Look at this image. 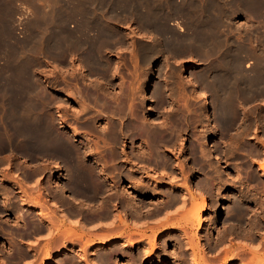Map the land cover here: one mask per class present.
<instances>
[{"label":"bare ground","instance_id":"1","mask_svg":"<svg viewBox=\"0 0 264 264\" xmlns=\"http://www.w3.org/2000/svg\"><path fill=\"white\" fill-rule=\"evenodd\" d=\"M79 1L81 2V0ZM104 1L107 2V0H104ZM110 1H109V4L107 3L108 5H110V6L107 5L108 9L106 8L105 11L103 10V13L101 12L102 10L100 9V12H99L100 14L98 13L97 14L95 13L94 14H86V13L84 14V13H80L79 10H78L79 13L77 14H71V16H68V17L64 15L66 18L62 14V16L67 20L76 19L75 20L76 23L79 22V20H83V22L80 23L81 26L79 24L78 25L74 24L78 26V27L76 26L77 29L75 30H70L71 28L62 29L60 26H59L60 28L56 26L55 28L51 30L47 29V31L48 30L49 31L45 33L44 36L42 35L43 37H40L41 38L40 42L35 41V43H32V44L31 42L30 43L29 42L25 43L24 41H23L24 43L21 42L22 45L26 44V46L24 45L25 47H23L24 54L22 53L23 54L22 55L21 52L19 51V53L22 55V57L18 56L20 57L19 59H21V66H19L18 69L16 68V71L14 67V70H13L14 73L11 71L12 72L11 75L18 74V77H14V76H13L14 78L7 77L8 78L7 79L4 77V74H3L4 80L6 79L7 81H2L1 79L3 77L0 78V81H2L0 82V154L3 152L4 153L6 152L5 154L6 158L5 156L3 157V155H0V166L6 165L5 169L9 168V166L10 167L16 166V164L13 165L11 163V160L9 161V159L13 158L15 160L16 156L17 155L19 156L22 153L21 151L25 150L23 151V154L20 155L21 160L20 159L18 160L22 162L21 163L22 166L30 165L33 167V170L31 169L33 172L31 175L34 174L33 175L34 177H36L35 175H37V177H40V176L43 177L44 176L43 173L45 172V169L47 168L45 165L47 164H50L52 166V170H54L55 172L61 171L63 167H65L67 169L66 171H68V173L66 172L67 174L64 173L66 176L64 178L62 177L63 181L61 183L56 182V179L54 178L55 176L53 175L54 171L53 172L49 171V174L45 173L48 176L50 175V177L47 178L46 176L45 177L46 180L44 178L43 183H42V180L38 182V180H40L41 178L40 177L36 182L38 184L36 185L37 187L32 186L33 188H31L30 186L33 192L34 190H36V192L34 193H37L38 191V193L36 194V197H33L34 193L28 194L26 200L24 199L26 196L25 197L23 196L24 198H22L19 201L21 205V207H19L20 205L18 206L19 209L27 208V210L29 209V210L35 211V215H38L39 217V222L44 221L45 228L48 229L50 232L52 231L53 233L54 231L53 229L57 231V227H56L57 225H55L57 221L53 222V219L54 220L58 219V221L61 224H63L65 219L69 216L68 214H66V212L62 208L64 205H66L65 200L69 201L70 199L69 202H72L74 204V207H73L74 209L72 210L73 216H69V217L75 218L78 212L80 211V209L81 210L85 209V210L90 211V209H87L86 207H90L91 204L93 203L92 201H94L93 198L96 199L95 195L101 193L102 195L99 196L100 201L97 199L96 200H97V203L99 201V203L104 208V210L101 211L103 208L99 204V206H101L102 208L100 209V212L101 213L103 212L102 217L105 219V221L107 218H111V217L113 218L112 220H110V224H111V221L113 222V220L115 219L114 215L116 214L114 212H117L118 206L122 207L121 211L123 212V214L118 217L116 216V218H119L118 220H120V223L122 224L127 221V220L125 221V219L123 221L122 220L123 217L125 218L130 217L128 219H132V218L138 219L139 218L141 220L143 218L144 222L146 221L149 222V220L155 219L156 215L159 214L162 216L163 214L162 218L164 219L166 210L168 208H173L174 206H177L176 203H180L179 211L176 210L177 212H179L178 214L181 213L180 211H183L185 215H186V212L189 214L191 212L192 216L191 217L186 216L185 224L183 225L189 232L193 233V237L196 236V233H199V232H196L197 230L203 229V226H202L203 225L202 223L203 215L202 214L206 213L208 210L210 211V217L207 218L206 225H208L210 228H212L219 222L220 224L221 222H230L229 219L231 220V218L235 215L236 217L232 219L234 221L236 220L235 222L236 228L232 229V231L230 229L231 231L230 235L235 234L236 238L237 236L245 237V231L247 229L245 230L241 225L244 223V221L242 220V216H244L246 209L250 210L249 207L246 206L250 202L248 201L249 198H247L248 200L246 199V201H244L242 205L239 204L241 203L240 202L241 199L239 200L238 204L240 205L241 209H237L238 204L233 203L232 201H235V200H232V199H230L231 200L230 202L225 201L223 206H221L219 209V205H218L219 199H217L218 195H216L217 198L213 200V204H211L212 206L210 205L211 208H209L208 207L209 205H207V199H206V197L209 194L206 197L201 195L202 197H200V200H197L195 198L196 195H194L195 192L193 191V188H195V190H198L196 189L197 187L201 189V191L204 190L205 192L202 191L203 194L204 193L206 194L209 192V190L211 189L213 190V188H216L217 193L220 194V197H219L220 199L222 198L223 200L225 198L224 196H226V193H225L226 186H228L229 183H231L232 181H229L227 177L225 179L223 175L224 172L222 171L221 168L225 166H222L220 168V162H222L221 157H220L221 155L218 157L219 155L218 153L217 157L216 155L214 156L215 154L214 151L220 152L218 149L219 144L224 143L222 140V137L220 138L218 137L220 136L218 134L219 128L220 129L224 128L226 130L227 132L226 137L228 140L226 141L227 142L226 144L224 143L225 147L226 145H228V147L226 149L224 147L225 150L223 151V154L222 152H220V154H222V156L224 155V157L227 155V158H228L229 157L228 155L235 154V151L237 148V149H240V151L244 153L243 156L242 154H240V156L242 157H239L238 161L242 162L245 159V157L246 159L247 158L249 159L248 160L249 163L244 162L245 166L243 165L244 164L243 163L240 166L237 165L238 168L236 167L234 169L236 171L234 181L242 180L248 177H249L248 180L250 181H257V180L259 181V178L256 177L255 179L254 177L256 175L253 172H251L252 171L251 164L255 163V160H253L254 158L252 159V157L258 156L260 158L261 157L260 155H264V142H262V140L264 141V120H263L264 114H261L262 109H260L259 110L260 117L257 118L258 120H260V122H258L255 119L254 121H251V122L241 123V120H240L239 123H241V125L238 123V126L240 127L238 126L235 127V123H236L235 119L237 117L236 113L239 111L237 108L239 107L241 108L248 103L250 104V102L252 104V102L253 101L256 102V100L257 101L259 100V102H261V100H264V0H154V1L152 0H116L115 2L114 1L113 2H114V6H118L117 11L115 10V8L114 10L111 9L112 8L111 4L113 3L110 4ZM59 7H60V4H59ZM92 9L95 10L94 8ZM89 10L91 12V8ZM104 12L106 13V15H103ZM57 14L59 15L58 12ZM52 17L50 18L53 19L54 17L53 18ZM240 17L248 18L247 22L248 21L252 22V19H254L257 24L248 25L246 23L244 24L240 22L237 23L238 21L234 22V19L240 18ZM41 20L42 19H39V22H43L45 19H43V21ZM125 20L133 21L136 23V27H134L135 25L132 26L134 27L133 31L135 32H133L132 30L131 31L128 30L130 32H127L126 31L127 28L126 29L124 28L121 30V29H118L119 27H116L117 24H120L118 22L121 21V24H122V22H125ZM73 21L74 20H72V22ZM45 23L47 24V22ZM121 24L119 26H121ZM41 25H40V28H42ZM125 25L126 24H124V27ZM45 26L46 25L44 24V27ZM4 27H6V25H4ZM71 27H74V26H71ZM6 28L8 29V26ZM38 28H36L37 29L36 31L41 30L40 32L42 34L43 32L42 30L44 28L43 29L39 28V30ZM45 28H48V26ZM11 31L12 30L10 29V32ZM40 32H39V36H41ZM139 34H142V37H145V40L142 43H138L133 39L134 36L135 38L136 37L138 38ZM236 34H239V37H235ZM30 36H31V33H30ZM232 37L234 38L232 39ZM235 38H237V40ZM140 41H142V39ZM11 43H14V41L10 42V44ZM123 44H125V46H123ZM19 45L21 46L20 43ZM4 46L6 47V44H4ZM6 48L8 50V46ZM19 48L22 49V47H19ZM16 50L17 48L14 47V50L12 51L14 52ZM124 51H126V53L128 52L129 55H131V58L128 55L130 59L128 60L132 63L130 66V69L127 68L129 67V65L126 66L127 63L123 64L122 62L126 60V59L122 60L121 58L122 54H123L122 57L125 58ZM15 53L16 55H18L17 51ZM112 53H115V54H112ZM3 54H5V52ZM7 57L6 58L4 57L6 62L7 60L8 61L10 60V59H7ZM11 57L13 56L11 55ZM14 57H16L15 59H18L17 56H15V54H14ZM36 57L47 58V60L48 58H50V60L51 58H53V62L58 67L57 72L59 75L56 78L55 76L56 74L55 75L53 74L56 78L54 82L53 81L49 82L48 80L42 81L45 84L44 86L50 90L49 94L51 95H48V92L47 93L45 92V88L41 87L42 85L40 83L41 81L39 82V79H36V77L34 78L32 74L31 75L29 74L30 72L32 73L30 69L34 65L33 58H36ZM178 57H182V60H184V62H186L187 64L190 62H195V64L200 63V65L202 64L201 68L198 67L197 69V67H195L196 69L192 70L191 73H189V71H185V73L187 74L186 80H185L186 87L183 85L182 81L179 80V78L178 80L175 78V75H176L175 70L177 69L176 68L177 64L174 65L175 61L173 63L174 65L173 68H171L172 66L170 65L172 63L173 58L178 59ZM170 58L172 59L171 62H169ZM157 60H161L160 62L162 63L160 64L158 62V65L156 66ZM6 62H5V65H7ZM11 62L9 61V63ZM38 63H36L35 65L39 66ZM46 63L48 64V62ZM17 64L18 63H16V65ZM55 64H53V66ZM122 64L126 66L124 67L127 68L126 73L129 75V78H130V80L128 79V77L126 78L129 80L127 85L125 84V82L127 81H124L125 74L124 73L120 74V69H121ZM8 66H10V64H8ZM154 66L158 67V69L154 68ZM164 67L166 68V74H165V77L163 76L164 78L162 77L163 78L162 85L158 81L161 79V77H158L160 78L157 80L158 82L156 81L153 85H151L150 84L151 78L153 77V75H155L156 77V75L159 73L157 72L156 74L153 72L154 71L156 72V70L161 72L163 69H165ZM38 68H40V66ZM67 70L71 71L70 76H69L70 79L68 80L66 79L68 76H66L65 78V76L61 74L62 71H67ZM122 74L124 75L122 76ZM142 74L145 77H143ZM140 75L144 79L138 82ZM148 86L152 88V92L151 93L149 92L150 94H145V91H147L146 88ZM188 88H190L191 90L188 91L187 90ZM161 92L166 94L164 95L162 93V95L166 96L165 100H167L166 102L169 104V109L170 108L172 109L170 112H168V115L170 116H165L163 114L161 116H163V118L165 116V118L162 120L160 119V121H157L155 123L145 122L146 120L145 121L143 120L145 118L144 117L145 115L155 116L156 112H158L157 111L158 105L155 106L154 104L158 101L160 102V98L161 99L164 98V97H161ZM195 95L198 96L199 98V99L197 98L198 101L199 100L201 101L200 113L197 115L195 114L197 113L196 112L197 110L194 111V107L193 109H191V106H190V104L193 102L191 100H194V99L196 100ZM50 96L53 97L52 99L55 98L57 100L55 108H54L55 109L54 113L56 116L55 120L53 119L55 117L54 116L52 117V114H53L51 112L52 103L49 102V100H51ZM163 100H161V103ZM145 101L152 103L150 107L148 108L146 107V110H145V105H144ZM179 101H183V104H181V102L179 103L180 106H178L179 104L177 103ZM189 102L191 103L189 104ZM196 102L194 101L193 103L195 104ZM163 103L165 102L163 101ZM49 104L51 105L48 108L49 109L48 110L45 107H47ZM260 105L261 103H259L258 106L260 107ZM90 107L96 108L95 109L96 115H94L93 117L91 116V118H88L87 117L88 115H87L86 117L88 118V120L86 121L84 120L86 119L84 117L82 121H76L78 122L79 125L72 124L73 121L75 123V120H78L76 119L75 115H73L74 114L73 112H76L78 114L77 116H80V115L83 116L84 114H87L89 112ZM251 107L249 106V110L252 109L254 106L252 108ZM255 108H257V105L255 106ZM46 111H48V113ZM192 111L195 112L194 114L196 115L194 119L192 116L193 114L191 115ZM247 112L248 111H246V114L244 112V115L247 116ZM70 113H71V117L72 116L73 118L75 117V120L73 119V121H71L72 123L67 122V118H68L67 116H69ZM159 114H162V113H158V117H159ZM252 114H253V111H252ZM154 119H156V117ZM245 119L247 120L248 118H245ZM69 120H72V119H68V121ZM194 123H196L195 127L199 128L198 130L199 133L196 130V133H198V135H196V137L194 136L195 139L193 138L192 141L190 140V143H189L190 145L189 146L187 145L188 146L187 149L183 148L184 146L179 147L180 141L185 138V137L182 138L184 134H188L187 132H189L192 134V137H193L194 131H191V129L193 130L194 127H192L191 125ZM232 126H234V133L229 134L228 131L232 128ZM253 127L255 128V130H258L257 132L260 133V137H258L257 139L255 138L256 141H253L252 143H250L251 142L250 140L254 139L252 135H250L252 134L251 131H253L252 130ZM258 127H260V129ZM253 135H255V133ZM91 137L95 138V140L90 139ZM79 138L83 140H79ZM210 138H213L214 140L212 142L207 143L206 141L209 140ZM201 139L203 140L202 141L203 143H198V141L199 140L201 141ZM138 141L140 143L137 144ZM129 143L131 144L130 145L131 152L127 151V149L129 148L128 146ZM187 150H189L188 153L190 155L194 156L193 157L194 159L190 160V161H193L192 162L193 164L188 168V172H187L186 170L187 164L185 165V162L183 161L184 163L183 162L179 163V165L177 166L179 169L177 170H179L181 177H184V180L186 181L185 187H186L187 193L188 192L191 193L190 195L185 193L186 191L185 192L177 191L180 188L173 186L171 184L170 179H169L170 181H166L167 179L166 180L161 179L162 177H166V176L168 177L169 175L167 171L166 172L168 174L165 173V171L163 172L161 168L162 167H164V169L170 168L171 171H169L170 172L169 177L172 176V174H174L175 172L174 167H173L174 166L173 159L178 160L177 155H181L185 153ZM24 152L26 153V155H24ZM245 154L247 156L244 157ZM30 156L34 157L33 158L34 161H31L33 159ZM237 156L238 155H236V159L234 157V160H237ZM184 160L186 159L184 158ZM260 160L262 161L263 159L261 158ZM29 161L32 163L28 164ZM256 161H257V166H258V169L257 168L256 169L258 171L263 172V176H264V161L261 162L258 159ZM8 164L10 165L8 166ZM194 165L196 166L194 167ZM207 166H208V169L209 168L213 169L212 171H214L215 173V174L213 173L215 175L214 176L215 181L213 183L210 182L211 178L208 177L209 173L207 175L203 174L204 176L202 175L203 177L198 179L199 181L197 182H195L196 180L194 181L195 187H193V182L191 184L189 181L190 179L194 177V172H193L194 169L196 168L199 172L201 171L204 173ZM13 168L17 169L15 167ZM156 168H159L160 172L162 171L163 175L161 176V178L157 177L158 178L157 179L156 176H154L156 175L154 171L156 170ZM239 168L243 169V172L240 171ZM17 170H14L12 175L10 174L12 171L9 173L10 170L8 171V174L2 173V175L0 176V181L9 182L10 178L13 180L17 179V177L13 176L15 171L18 172ZM150 171L152 172L151 174H154V175H149ZM255 171L256 170L254 168V172ZM162 173H160V175ZM177 173H175V175ZM27 174L23 173L22 175L25 176ZM225 174L226 176H228L226 172ZM22 175H20V177ZM211 176L213 175L211 174ZM178 177L176 178L179 179ZM171 178L173 180V176ZM23 179H25V177ZM177 179L173 181H176ZM231 179L232 178H230V180ZM125 182L128 183V186L126 188L132 189L133 192L137 193L138 197H142V198H144L143 196L156 195L154 193H151L150 192L151 190L152 192H154L153 190H155L156 192V190L159 189V191H161L160 189H164V188H169L170 190L173 189L176 191V193L175 195L174 194L169 195L170 192L169 194L167 193L166 194V196L168 195L167 196L168 201L166 200L167 203L164 202L163 205L160 203L162 206L159 208H155L154 204L158 202L156 200H155L156 201L155 203L153 202L154 204H151L152 202H149L150 200L148 202L140 201L142 198L140 200L138 199L139 202H136V203H134V201L133 202L130 201L124 189ZM24 183H27V182H24ZM180 184L183 185V183H180ZM255 184L254 186L257 185ZM24 186L25 185H23L22 183L21 187H24ZM248 189L250 188L248 187ZM252 189L254 190V188ZM6 190L7 189L5 187L3 186L0 187V204L5 210L6 209L9 210L10 208L8 207L10 206V204H8V202L11 199L9 198L11 194L8 193L10 195H7V192L9 190L7 192ZM26 190H29V188L27 187ZM41 190L44 192V194L45 192L48 194L44 196L45 198L49 197L50 193L54 194L53 195L54 198L51 199L53 196L51 197L50 195L49 202L45 201L43 204L42 203L40 204V201L37 197L40 195L39 193ZM22 191L24 190L22 189ZM214 191L216 192V190ZM262 191L264 192V185H263V189L261 190V192ZM24 193L25 191L23 192V194ZM156 193H158V191ZM246 193L244 191H235V193H232L230 197L236 199V198L245 196ZM262 193L261 195L264 196V193L263 194ZM259 196H260V193H259ZM210 198H213V196L212 197L210 196ZM253 198H255V196ZM134 199L132 198V200ZM189 199L191 203L190 209L186 208L188 206L187 201ZM227 199H229L228 195H227ZM136 200L137 199H135V201ZM258 201H261V199ZM50 202L54 203L53 204L54 207L52 205H51L52 207L49 205ZM159 202L157 203L158 205H159ZM173 204L174 206H172ZM235 204H237L236 205L237 207L235 206ZM259 204H262V203H259ZM93 205L96 206V203H94ZM150 205H152V207ZM147 206H150V207L148 208ZM262 206H260V210ZM18 207H16V209ZM174 208H177V207H174ZM17 210H14V211L16 212ZM44 210L46 212H44ZM96 211H94V213ZM169 211L170 210L168 209L167 212ZM221 211H223L224 218L222 216L221 217L222 219H217L219 212ZM20 213L21 214H19V211H18L16 215L18 214L19 220L24 222V214L26 215V213H24V211H21ZM12 214L15 215L13 211H12ZM95 214L97 215V213ZM111 214H114V215L111 216ZM170 214L173 215V213H170ZM0 215L2 216L3 213H0ZM169 215L167 214L165 218H169L170 217ZM82 216L84 217L83 214ZM254 216L256 215L253 214V217ZM53 217H56V218H53ZM83 217L79 216L78 218L77 217L76 218L79 220L83 219L82 221L86 222V220ZM102 217H99V218H102ZM70 218H67L66 220L68 221V219ZM15 219L18 221L17 217ZM255 219L256 217L253 220ZM118 220L115 221V224L116 222L118 224ZM82 221L80 220V223L78 222L79 226ZM102 221L100 220V222ZM156 221L157 220H155V222ZM169 221L171 220L169 219ZM108 222L109 221L104 223L107 225V227L105 228L107 229L109 227L111 230H109L108 228L106 232L110 231L112 233L111 225L114 222L109 226H108L109 224ZM132 222H135V221H132ZM253 222L254 221L252 222L249 221L248 223L253 224ZM33 223L35 222L33 221ZM33 223H31L32 225H30L29 223H25L23 225L27 226L26 224H29L28 225L29 227L31 226L33 227L34 226ZM159 223L160 222L158 221V224ZM240 223L242 224L240 225ZM255 223L254 225H252L254 226L253 228H255V225L257 227V223L256 224ZM38 224L36 225L38 226ZM85 224L86 223H84V226L86 227ZM117 224L116 225L113 224L112 227L113 226L116 227ZM0 225H5V223L2 222V224L0 223ZM135 225L138 226V224H135ZM135 225H134V228H135ZM259 226H260V223H259ZM35 227L36 226H34V229H36ZM41 227H43V225ZM41 227H37V228H41ZM1 228H0V231L2 230ZM81 228L84 229L83 227ZM166 228L167 227H164L163 225L162 229H166ZM228 228L230 227L228 226ZM249 228H251V225L250 227H248V229ZM259 228H257V230H259ZM116 229L120 230L119 228H116ZM102 230H105V229L102 228ZM250 230H254V229H250ZM257 230H254L255 233ZM114 231H117V230L114 229ZM184 231L186 232V230ZM184 231H181V232L184 234L185 233ZM188 231H187V234H188ZM110 232L109 234H111ZM227 232L229 233V230ZM8 233H9V230L7 231V235ZM62 233H64V234L60 233V235H62V239L58 237L59 239L58 241L59 242L63 241L64 243H66L68 241V239H65L67 237L66 235L71 233V230H67L66 233L65 232H62ZM173 233H174V230L167 229L166 231L163 230V234H161V232L158 233L159 234L158 236H162L161 238H163L164 236H167V237L171 236ZM206 233H207V230H206ZM2 234L4 233L2 232ZM79 234L82 235L81 232ZM105 234L106 233H104L103 235ZM132 234L134 235L135 232ZM187 234L183 236H187ZM71 235L75 236L76 234L72 233ZM9 236H10V233H9ZM140 236L139 238L141 239ZM218 236L217 238L219 240ZM88 237L89 236H87V238ZM220 237H222V234ZM241 237H238V238H241ZM246 237L248 238V236ZM251 237H253V234L251 235ZM127 238L129 239L130 237H127ZM9 239L11 241L10 237ZM63 239H65L66 242ZM206 239L207 237H205L204 240ZM130 240L131 238L129 239V244L124 241L120 243V248L118 249H121V251H118V252L117 250L114 251L115 250V247H114V248H111V249H114L112 250L114 252H110L109 254V252H105L104 250H106L109 244L113 242L115 243V241H117L116 238L111 237L108 240L102 241L98 245L96 246L93 245L91 247L92 252L89 253L90 255H94L95 257L97 254H99L96 257L97 259H95L92 263L91 262L89 263V261L91 260L88 261V258L85 257V256H88L86 255L87 252L86 254L84 252L81 253V254H84L85 256L84 255L79 256L78 258L79 260L77 262L78 263L82 262V264H116V262L118 261V258H123L119 256L122 252V249H125V248L131 249L134 247L133 242L130 243ZM228 240L230 239H227L225 241L228 242ZM240 240H243V238H241ZM250 240H248V242ZM6 241L7 240H5V242ZM17 241L13 240L12 243L10 242L8 245L10 246L11 244L10 247L12 246L17 247L19 246L18 245L19 241L18 242ZM58 241L56 239V243H58ZM72 241L73 240H71L70 243H72ZM138 241L140 242L141 240H138ZM208 241L209 239L207 240V242ZM222 241L224 243V240ZM147 242L150 243V239H147ZM217 243L219 245L221 241L220 243L219 242ZM26 244L27 243H25V246L27 247ZM31 244H34V241ZM228 244L231 245L229 242ZM249 244L250 243H248V245ZM0 245H3V243H1ZM166 245H167V242L163 240L161 247L164 248ZM209 245L211 246V244ZM222 245L223 244H221V246ZM248 245L246 247H248ZM200 246L201 245H199V242H197V247L199 248V251L197 252L194 250V247L190 244V242H187L185 246L186 249L181 246L182 248H184V250L190 249L192 251L189 253V255L191 254V257L189 258L188 257L189 255L187 256L188 259L187 257H185V255L188 254L187 251L186 252L179 251V250H183L182 248L179 250H176L180 253L178 252L175 253V251L167 253L165 252L166 250L164 251L165 248L162 250V248L160 247V250L162 251L159 253L158 257L154 258L153 264H178L176 260H180V259L182 260V261L180 260L181 263L185 261L184 264L187 263L186 260L189 261L187 264H215L216 262H218L219 264H263L261 261L264 259L261 256V253H259L260 254L259 255L256 252L257 253L256 254L255 252L251 251V248L249 250L248 248H245V246L243 248L241 247L242 250L240 251L237 248L238 249L237 251L239 252H224L223 250H220V249L218 250L216 246L217 251H221V252H215L214 256L212 254V251L215 250L214 247H212L213 250H211V252H204ZM68 247L63 245L62 249L56 252V257H55L56 260L53 259L54 264H63L62 261L64 260V256L66 257V260L67 258L72 259V260H67L69 261L68 264L70 263V261H73V258H71V256L67 255L70 258L66 256L68 252H65V251L69 250ZM155 247L156 246L152 244V248L154 249ZM205 247L208 248V245ZM234 248L235 247H233V249ZM111 249H108L107 251ZM81 251H84V250H81ZM100 251H104V252H100ZM2 252L4 254V250L0 246V262L1 260L5 261L4 256L2 255ZM100 253H103V254H100ZM124 253L122 255H124ZM144 255H145L144 259H147L151 256V252H146ZM248 255H250V258L247 257ZM2 256L3 258H1ZM43 257H44V260H47L50 258V252H48V249L44 253ZM126 257L127 256H125L123 260L128 262L129 258L127 257L128 258L127 259ZM136 257L137 259H139L138 256ZM177 257L180 259H178ZM247 260L249 261L248 263L246 262ZM2 262L1 264H3ZM130 262L127 264H133ZM135 263L137 262L135 261ZM120 264H123V263L120 262Z\"/></svg>","mask_w":264,"mask_h":264},{"label":"rangeland","instance_id":"2","mask_svg":"<svg viewBox=\"0 0 264 264\" xmlns=\"http://www.w3.org/2000/svg\"><path fill=\"white\" fill-rule=\"evenodd\" d=\"M6 1V2H5ZM53 1H55V2H53ZM57 1V2H56ZM60 1V0H59ZM58 0H0V5H1V7H0V76H1V74H2V76L0 77V78H2L3 77V74H4V77L5 78H9V77H18V74L17 75H14V74H12L11 75V73L13 72L14 73V67H15V71H16V68L18 69L19 68V66H21V59H19L20 57H22V55L24 54V51H23V47H25L26 46V44H24V45H22V43L21 42H25V43H27V42H31V44L32 43H35V41L36 42H40L41 41V38L40 37H43L44 36V34L45 33H47L49 30H51V29H53V28H55L56 26L57 27H61L62 29H66V28H68V29H70V30H75V29H77V25L79 24L80 25V23H82L83 22V20H79V22H75V20L76 19H69V20H67V19H65L66 17H68V16H71V14H77V13H86V14H100L99 12H100V9L102 10L101 12L103 13V10L105 11L106 10V8H107V5L109 4V1L110 0H107V2H105L104 0H81V2L79 1V0H61L60 2H59ZM64 1V2H63ZM68 1V2H67ZM87 1V2H86ZM91 1V2H90ZM102 1H103V3H102ZM116 1V0H111L110 1V4L111 3H113V4H111L112 5V10H114V8H115V10L117 11L118 10V6H114V2ZM152 1H154V0H152ZM12 2V3H11ZM37 2V3H36ZM49 2V3H48ZM59 2V3H58ZM77 2V3H76ZM78 2H80V3H78ZM84 2V3H83ZM16 3V4H15ZM57 3V4H56ZM108 3V4H107ZM10 4V5H9ZM32 4V5H31ZM59 4H60V7H59ZM86 4V5H85ZM91 4H93V5H91ZM101 4H103V5H101ZM83 5H85V6H83ZM8 6V7H7ZM10 6V7H9ZM29 6V7H28ZM83 6V7H82ZM87 6H89V7H87ZM99 6V7H98ZM105 6V7H104ZM108 6H110V5H108ZM79 7V8H78ZM85 7V8H84ZM116 7H117V9H116ZM8 8V9H7ZM11 8V9H10ZM14 8V9H13ZM60 8V9H59ZM67 8V9H66ZM87 8H91V12H90V10L89 9H87ZM92 8H94L95 10H93ZM47 9V10H46ZM54 9H56V10H54ZM62 9H64V10H62ZM73 9V10H72ZM82 11H81V10ZM99 9V10H98ZM108 9V8H107ZM4 10V11H3ZM70 10H72V11H70ZM78 10H79V12H78ZM10 11V12H9ZM68 11V12H67ZM89 11V12H88ZM56 12V13H55ZM57 12L59 13V15L57 14ZM44 13H45V15H44ZM47 14V15H46ZM50 14H51V16H50ZM55 14V15H54ZM62 14H63V16L65 17H63L62 16ZM66 14H68V15H66ZM57 15V16H56ZM64 18H62L61 16ZM103 15H106V13L104 12V14ZM11 16V17H10ZM40 16V17H39ZM47 16V17H46ZM48 16H49V18L50 17H52L53 19H54V21H53V19H49L48 18ZM42 17V18H41ZM3 18V19H2ZM60 18V19H59ZM39 19H42L41 21H43V19H45L43 22H39ZM47 19H48V21H47ZM26 20V21H25ZM38 20V21H37ZM50 20V21H49ZM61 20V21H60ZM62 20H63V22H62ZM65 20V21H64ZM71 20V21H70ZM72 20H74L73 22H72ZM236 20V21H235ZM247 20H248V18H244V17H240V18H236V19H234V22H237V23H242V24H244V23H246V24H248V25H253V24H257L256 22H255V20L254 19H252V22H250V21H248L247 22ZM254 20V21H253ZM53 21V22H52ZM59 21V22H58ZM78 21V20H77ZM122 21H124V20H122ZM243 21V22H242ZM246 21V22H245ZM35 22V23H34ZM37 22V23H36ZM39 22V23H38ZM45 22H47V24L45 23ZM71 24H70V23ZM254 22V23H253ZM4 23V24H3ZM43 23V24H42ZM50 23H51V25H50ZM54 23V24H53ZM65 23V24H64ZM118 23H120L121 24V21L120 22H118ZM36 24V25H35ZM42 24V25H41ZM44 24L46 25L45 27H47L48 26V28H45L44 27ZM53 24V25H52ZM70 24V25H69ZM74 24H77V25H74ZM120 24H117L116 25V27H119L118 29H124L123 27H124V24H126L125 25V27L127 28V32H130L131 30L133 31L134 29H133V27L132 26H134V27H136V23L135 22H133V24L131 23V21H127V20H125V22H122V24H121V26H119ZM129 24V25H128ZM4 25H6V27L8 26V29L6 28V27H4ZM40 25L42 26V28H40ZM55 25V26H54ZM34 27V29H33V27ZM38 26H39V28L40 29H43L42 31V34H41V30L40 31H36L37 29L36 28H38ZM51 26H53V27H51ZM71 26H74V27H71ZM77 26V27H76ZM81 26V25H80ZM4 27V28H3ZM59 27V28H60ZM39 28H38V30H39ZM72 28H74V29H72ZM125 28V29H126ZM8 30V31H6V30ZM10 29L12 30L11 32H10ZM47 29H49L48 31H47ZM4 30H5V32H4ZM128 30H130V31H128ZM45 31V32H44ZM9 34H8V33ZM13 32V33H12ZM35 32V33H34ZM37 32V33H36ZM39 32H40V35L41 36H39ZM133 32H135V31H133ZM30 33H31V36H30ZM33 33V34H32ZM8 34V35H7ZM43 35V36H42ZM141 35V36H140ZM14 36V37H13ZM37 36H39V37H37ZM29 37V38H28ZM31 37V38H30ZM142 39V41H140L141 39ZM139 39L137 38H135V36L133 37V39L136 41V42H138V43H142V42H144V40H145V37H142V34H139ZM235 37H239V34H236L235 35ZM15 38V39H14ZM144 38V39H143ZM234 37H232V39H233ZM14 39V40H13ZM31 39V40H30ZM34 39V40H33ZM236 40H237V38H235ZM11 40V41H10ZM138 40V41H137ZM14 41V43H11L10 44V42H13ZM239 41V40H238ZM237 41V42H238ZM23 42V43H24ZM19 43L21 44V46L19 45ZM4 44H6V47L8 46V50H7V48L4 46ZM15 44H16V46H15ZM2 45V46H1ZM13 47H12V46ZM19 47H22V49L21 48H19ZM11 46V47H10ZM119 46V45H118ZM123 46H125V44H123ZM5 47V48H4ZM14 47L15 48H17V54L18 55H16V51H12V50H14ZM13 48V49H12ZM114 49V48H113ZM5 50V51H4ZM22 50V51H21ZM10 54H8L7 52ZM19 51L21 52V54L19 53ZM5 52V54H3ZM11 52V53H10ZM125 52V58L124 57H122L123 56V54H122V56H121V58H122V60H124V59H126L125 61H122L123 62V64H126V66H128L129 65V67H127L128 69H130V66H131V62L129 61L130 59H129V57L131 58V55H129V53L127 52L126 53V51H124ZM123 52V53H124ZM15 54V56H17V58L20 60H18V59H15L16 57H14V54ZM20 54V55H19ZM112 54H115V53H112ZM111 54V55H112ZM5 55V56H4ZM11 55L13 56V57H11ZM127 55V56H126ZM128 55H129V57H128ZM8 56V57H7ZM18 56H20V57H18ZM4 57L6 58L7 57V59H10L9 61L11 62V63H9V61L7 60V62H6V60L4 59ZM14 60H13V59ZM12 59V60H11ZM129 59V60H128ZM159 59H161V58H159ZM177 58H173V60L170 58L169 59V62H171V60H172V63L170 64L171 66V68H173L174 67V65H176L175 67L177 68L176 70H175V78L178 80V78H179V80H181L182 81V83H183V85L186 87V83H185V80H186V73H185V71H189V73H191V71L192 70H194V69H196L195 67H197V69H198V67L199 68H201L202 67V64L200 65V63H196L195 64V62H190V63H186V62H184V60H182V57H178V59L176 60ZM181 59V60H180ZM4 60V61H3ZM19 61V62H18ZM130 63H129V62ZM161 60H157V62H156V66L158 65V62L161 64L162 62H160ZM174 61H175V63H174ZM182 61V62H181ZM5 62H6V64L7 65H5ZM13 63V64H12ZM16 63H18L17 65H16ZM173 63H174V65H173ZM8 64H10V66H8ZM12 64V65H11ZM53 64H55V63H53ZM53 64L52 65H42L41 66V64H38L41 68L43 67V68H49V70L48 71H39L38 69V67L39 66H37V65H33L32 67H31V69H30V71H32V73L30 72L29 74L31 75L32 74V76L35 78L36 77V79H39V82L41 83V87L42 88H45V92L47 93L48 92V95H51V94H49V92H50V90L49 89H47V87H45L44 85V83L42 82L43 80H48L49 82H54L55 81V79L58 77V72H57V70H58V67H57V65L55 64L54 66H53ZM66 64V63H65ZM122 64V66H121V69H120V74L121 73H124L125 74V76H124V81H127V82H125V84L127 85V83H128V81L130 80V78H129V75L126 73L127 71V68H125L126 66L125 65H123ZM4 65V66H3ZM15 65V66H14ZM181 65V66H180ZM125 66V67H124ZM156 66H154V68H157L158 69V67H156ZM10 68H11V70H10ZM36 68H37V70H36ZM56 68V69H55ZM165 68V67H164ZM10 71H9V70ZM68 69H69V67H68ZM52 70V71H51ZM12 71V72H11ZM69 71V72H68ZM125 71V72H124ZM3 72V73H2ZM7 74H5V73ZM8 72V73H7ZM35 72V73H34ZM70 70H67V71H62V73L61 74H63V76H65V78H66V76H68L66 79L68 80V79H70ZM157 72H159L158 74H157ZM67 73V74H66ZM69 73V74H68ZM153 73H156L157 75H156V77H155V75H153V77L151 78V81H150V84L151 85H153L158 79H160V78H158V77H161V79L160 80H158L159 81V83H161V85H162V81H163V78L165 77V74H166V68L165 69H163L161 72L160 71H158V70H156V72L154 71ZM34 74V75H33ZM56 76V78H55V76ZM66 74V75H65ZM124 74H122V76L124 75ZM162 74V75H161ZM179 74V75H178ZM53 75V76H52ZM142 76L143 77H145L143 74H142ZM141 75H140V77H139V80H138V82L139 81H142L144 78L142 77ZM164 76V77H163ZM177 76V77H176ZM179 76V77H178ZM4 77L1 79L2 81H7L6 79L4 80ZM13 77V78H14ZM39 77V78H38ZM128 77V79H126ZM163 77V78H162ZM7 78V79H8ZM52 79V80H51ZM141 79V80H140ZM2 81H0V82H2ZM153 81V82H152ZM157 81V82H158ZM176 81V80H175ZM136 85H137V83H136ZM54 89H55V87H54ZM150 89V90H149ZM44 90V89H43ZM146 90L147 91H145V94H150L151 92H152V88H150V86H148L147 88H146ZM188 91H190L191 89L190 88H188L187 89ZM150 92V93H149ZM162 93L163 92H161V97H164L163 99H161L160 98V102L158 101V102H156L154 105L155 106H157L158 105V108H157V111L158 112H156V114H155V116H148V115H145L142 119L145 121V122H148V123H155V122H157V121H160V119L162 120V119H164L165 118V116H170V115H168V112H170L172 109L170 108L169 109V104L166 102L167 100H165L166 99V96H164V95H166L165 93H163L164 95H162ZM195 94H196V92H195ZM49 97V96H48ZM51 97V100H49V102L50 103H52V106H51V112L53 113L52 114V117L54 116L55 118H53L54 120L56 119V116H55V113H54V108H55V105H56V102H57V100L54 98V99H52L53 97L52 96H50ZM195 97H196V100L194 99V100H191V101H197L195 104L192 102H189V104H190V106H191V109H193V107H194V111H196L197 113H195V112H191V115L193 116V119L196 117V115L197 114H199L200 113V109H201V101L199 100L198 101V96L197 95H195ZM198 98V99H197ZM50 99V98H49ZM53 100V101H52ZM161 100H163L165 103H166V105L168 106V108H167V106L165 105V103H163V101H162V103H161ZM52 101V102H51ZM181 102V104H183V101H179V102H177L178 104ZM259 100L257 101L256 100V102L255 101H253L252 102V104H251V102H250V104L248 103V104H246V105H244L243 107H241L242 108V110H241V108L239 107V108H237L239 111L236 113V115H237V117H236V123H235V127L236 126H238V123L240 122V120H241V123H245V122H251V121H254L255 119L258 121V122H260V120H258L257 118H259L260 117V112H259V110L260 109H262V113L261 114H264V100H261V102H259V103H261V105H260V107L258 106L259 105ZM263 102V103H262ZM258 103V104H257ZM54 104V105H53ZM178 104H176V105H178ZM50 105L51 104H49L47 107H45V108H47L48 109V107H50ZM144 105H145V110H146V107L148 108V107H150L151 105H152V103L151 102H147V101H145L144 102ZM143 105V106H144ZM196 105V106H195ZM257 105V108H255V106ZM162 106H164V107H162ZM178 106H180V104L178 105ZM247 108H246V107ZM249 106L251 107H253L254 108V110H253V108L252 109H250L249 110ZM263 106V107H262ZM196 107H198V108H196ZM52 108H53V110H52ZM163 108V109H162ZM244 108H246V109H244ZM96 108H93V107H90V110L92 111H90L89 110V112L87 113V114H84L83 116L82 115H80V116H77L78 114L76 113V112H73L74 114L73 115H75V117H76V119H78V120H75V117L73 118V116L71 117V113L69 114V116H67L68 118H67V122H69V123H72L71 121H73V119L75 120V123H74V121H73V123L72 124H74V125H77L78 124V122H76V121H82V119H83V117L84 118H86V119H84L85 121L86 120H88V118H91V116L93 117L94 115H96V110H95ZM168 111H167V110ZM165 110V111H164ZM199 110V111H198ZM246 111H250L249 113L247 112V116L246 115H244V112H245V114H246ZM252 111H253V114H255V115H253L252 114ZM256 111H258V112H256ZM47 113H48V111H46ZM255 112V113H254ZM76 113V114H75ZM91 113H92V115H91ZM93 113H95V114H93ZM158 113H162V114H159V117H158ZM196 115H195V114ZM239 113V114H238ZM251 113V114H250ZM257 113V114H256ZM165 115L164 116V118H163V116H161V115ZM240 114H242V115H240ZM249 114V115H248ZM258 114H259V116H258ZM88 115V116H87ZM90 115V116H89ZM238 115H239V117H238ZM252 115V116H251ZM88 118H87V117ZM148 116V117H147ZM244 116V117H243ZM246 116V117H245ZM255 116V117H254ZM71 117V118H70ZM78 117V118H77ZM156 117V119H154ZM162 117V118H161ZM153 118V119H152ZM238 118V119H237ZM240 118V119H239ZM245 118H248L247 120L245 119ZM253 118V119H252ZM68 119H72V120H69L68 121ZM79 119H81V120H79ZM150 121H149V120ZM244 119V120H243ZM154 120H156V121H154ZM243 120V121H242ZM263 120H264V117H263ZM152 121H154V122H152ZM241 123H239L240 125H241ZM237 124V125H236ZM260 124V123H259ZM79 125V124H78ZM194 125V126H193ZM192 127H194L193 128V130L191 129V131H194V135H193V137H192V134L191 133H189V132H187L188 134H184L183 136H182V138H184V139H182L181 141H180V146L179 147H183V148H186L187 149V147L190 145L189 143H190V140L192 141V139L194 138L195 139V137H196V135H198V130H199V128L197 127H195L196 126V123H194V124H192L191 125ZM238 127H240V126H238ZM237 127V128H238ZM196 128V129H195ZM233 128V129H232ZM232 130L230 129L229 131H228V133L229 134H231V133H233L234 132V126H232ZM259 129H260V127H258ZM196 130H197V132L198 133H196ZM219 131H218V134L220 135V136H218L219 138L220 137H222V140H223V142L226 144L227 142L226 141H228L227 140V132H226V130L224 129V128H219L218 129ZM252 130H255V128L253 127L252 128ZM258 130H255V131H251V133L252 134H250V135H252V137L255 139H257L258 137H260V133H258L257 132ZM255 133V135H253ZM226 134V135H225ZM257 134V135H256ZM188 135V136H187ZM192 138H191V137ZM195 136V137H194ZM255 136V137H254ZM90 139H92V140H95V138H93V137H91ZM225 139V140H224ZM254 139H252V140H250L251 142L250 143H252L253 141H256V139L254 140ZM79 140H83V139H81V138H79ZM91 140V141H92ZM129 140V139H128ZM184 140V141H183ZM205 140V139H204ZM214 139L213 138H210L209 140H207L206 142L208 143V142H212ZM203 140L201 139V141L199 140L198 141V143H203L202 142ZM84 142V141H83ZM205 142V141H204ZM262 142H264L263 140H262ZM85 143V142H84ZM138 143H140L139 141L137 142V144ZM181 143H182V145H181ZM224 143H220L219 144V151L220 152H222V154H223V151L228 147V145H226V147H225V144ZM224 144V145H223ZM131 144L129 143L128 144V146H129V148L127 149V151L129 152L130 150H131V146H130ZM188 145V146H187ZM224 147H225V149H224ZM218 149H216V150H218ZM221 149V150H220ZM21 151V150H20ZM23 151H25V150H22L19 154L20 155H22L23 154ZM178 151V150H177ZM240 151V149H237L236 148V151H235V154L234 155H228L229 157L227 158V155L224 157V155L222 156V154H220V152H217V151H214L215 152V154H214V156L216 155V157H217V154L219 153V155H218V157L220 156L221 157V160H222V162H220V168L222 167V166H225V167H223V168H221L222 169V171L224 172L223 173V175H224V177H225V179H226V177H227V179H229V181H232L231 183H229V185L228 186H226V189H225V193H226V196H224L225 198L222 200V198L220 199L219 197H220V194H218L217 193V189L216 188H213V190L211 189V190H209V192L208 193H204L203 194V192L202 191H204V190H202L201 191V189H199V188H197L196 187V189H198V190H195V188H193V191L195 192V194L194 195H196L195 196V198L197 199V200H200V197H202V196H204V197H206L208 194V196L206 197V199H207V205H209L208 207L209 208H211V204H213V200L214 199H216L217 197V199H219L218 201V205H219V209H220V207L221 206H223V204H224V202L225 201H228V202H230L231 200L230 199H232V200H235V201H232L233 203H239V200H240V202L241 203H239L240 205H242V203H244V201H246V199L247 198H249V200L248 201H252L251 203H249V204H247L246 206L247 207H249V209L250 210H248V209H246V212H245V214H244V216H246V217H244V216H242V220L244 221V223H246V224H242V223H240V225L248 232V230H249V232H248V234H247V232L245 231V237H241V236H237V238H236V236H235V234L234 235H230L231 234V231H232V229H234V228H236L235 227V222H236V220L234 221L233 219L236 217L235 215L231 218V220L229 219V221L230 222H221V224H220V222L219 223H217L215 226H213L212 228H210L208 225H206V221H207V218H209L210 217V211L208 210L206 213H203L202 215V223H203V229L202 230H197L196 232H199V233H196V236L195 237H193V233H191V232H189L185 227H184V225L183 224H185V217L187 216V217H191L192 215H191V212H190V214L189 213H187L186 212V215L184 214V212L183 211H180L181 213L180 214H178L179 212H177V211H179V205H180V203H176L177 204V206H174V204L172 205V206H174V207H177V208H168L170 211L169 212H167V210H166V214H165V217L167 216V214L169 215L170 213H173V215L172 214H170L169 216V218H165L164 217V219L162 218V216H163V214H162V216L161 215H156V217H155V219H151L152 221H150V222H152V223H150V222H144V220H143V218H142V220L141 219H135V218H132V219H128V218H130V217H123V221H124V219H125V221L127 222H125V223H120V220H118L119 218H116V216H114L115 217V219L113 220V222L111 221V224L113 223L114 225H116L117 224V222H116V224H115V221H117L118 220V224H117V226L116 227H114V229L115 230H117V231H114V229H113V227H112V225L110 224V220H112L113 218L111 217V218H107L106 219V221H105V219L102 217V215H103V212L101 213L100 212V209H102L103 208V206L99 203V201H100V197L99 196H101L102 194L101 193H99V194H97V195H95V198L97 199V200H99L98 201V203H97V200L96 199H94L93 198V200L94 201H96V202H94V201H92L91 199V201L93 202L92 204H91V206L94 204V203H96V206H90V207H86L87 209H90V211L89 210H85V209H83L84 210V212H85V214H84V212H83V210H81L80 209V211L78 212V216L76 215V217L78 218L79 216H81V217H83L82 216V214L84 215V219L86 220V222H83L82 220L83 219H80L82 222H81V224H80V226H79V223H80V220L79 219H77L76 217V219L74 218V217H67V218H70V219H68V221L65 219V221H64V225L63 224H61L59 221H58V219H53V222H56L55 223V225H57L56 227H57V231H55V229H53L54 231H53V233H52V231L50 232L48 229H46L45 228V222L43 223V222H36L35 221V216H30L29 214H31V212H35V211H33V210H27V212L25 211L24 213H26L27 214V216H26V218H24V222L25 223H29L30 225H32L31 223H33V221L35 222V223H33L34 224V226H36L35 228H37V227H41L42 225H43V227H44V229H46V231H49V232H47V234L44 236V238L43 239H41V240H39V241H37L38 243L36 244V245H30V244H26L27 245V247L29 248V249H35V250H39V252H43V256H44V253L46 252V250L48 249V252H50V258L49 259H47V260H44V257H42V260H41V263H40V261H35V262H32V263H27V264H54L53 262H54V260H56V252L57 251H59V250H61L62 249V246L63 245H65V246H70V247H68L69 248V250L68 251H65V252H68V254H66V256L67 255H69V256H71V258H73V261H70V263L69 264H72L74 261V263L73 264H82V262H77L79 259V256H81V255H84V254H81V253H85L86 254V252H87V254L86 255H88V256H85L86 258H88V261L89 260H91V261H89V263L91 262H93L95 259H97L96 257H97V255H99V254H97L95 257H94V255H90L89 253L90 252H92V250H91V247L93 246V245H98L100 242H102V241H105V240H108L109 238H111V237H113V238H116V240L117 241H115V243L113 242V243H111V244H109L108 246H107V248H106V250H104L105 252H109V254H110V252H114V251H116L117 250V252L118 251H121V249H118V248H120V243L121 242H127L128 244H129V239L131 238V240H130V243H132L133 242V244H134V247L133 248H131V249H127V248H125V249H122V252H121V254L119 255V256H121V257H123V258H118V261L116 262V264H120V262L121 263H123V264H127V263H129L130 262V260H131V262L130 263H135V261L137 262V263H135V264H153L154 263V258L155 257H158V255H159V253L164 249V251L165 252H174L175 251V253H177L178 251H176V250H179V249H181L182 247H184L185 249H186V244H187V242H190V244L194 247V250L197 252V251H199V248L197 247V242H199V245H201L200 247L202 248V250L204 251V252H211V250H213V248L212 247H214V251H212V254H213V256L215 255V252H221V251H217V248H218V250L220 249V250H223L224 252H239L240 250H242L241 249V247L243 248L244 246H245V248H248L249 250H250V248H251V251H253V252H257L258 254L259 253H261V256L263 257V259H264V196H261L260 198H258V199H256L257 197V194L259 195V193H257V192H255V190L256 189H259V187L261 186V187H263V185H264V176H263V172H261V171H258L257 169H258V166H257V159L259 160V161H261L260 159L262 158L263 160L262 161H264V155H260L261 157L259 158L258 156L256 157H252V159L253 160H255V163H253V164H251L252 165V168H251V172H253L256 176L254 177L255 179H256V177H258L259 178V181L257 180V181H248L247 183L248 184H250V185H252V186H254V184L258 187H256V186H254V190L253 189H248V187H249V185H247V183H245V182H243V179L242 180H236V181H233L232 179H234V175H236V171L234 170L236 167L238 168V166H240L239 164H234L235 162H237L238 161V158L240 157L239 155H238V153H236V152H239ZM19 152V151H18ZM131 152V151H130ZM189 150H187L185 153H183V154H185V155H183V154H181V155H177V154H175V155H177L178 156V160H174L173 159V164H174V174H172V176H173V180H175V179H177L176 177H178V176H180V177H178L179 179H177L176 181H173L172 180V176H170L169 177V175H170V172L169 171H171L170 170V168H165L164 169V167H162L161 169H162V171L164 172L165 171V173H169V175H168V177L166 176V177H162L161 178V176L163 175V173H162V171L160 172V169L159 168H156V170H154L155 171V174L156 175H154V174H151L152 172L150 171L149 172V175H154V176H156V178L158 177V178H161L162 180L164 179V180H166V181H170L171 180V184L173 185V186H175V187H178V188H180V189H178L177 191H182V192H185V193H187V190H186V187H185V183H186V181L184 180V177H181V175H180V172H179V170H177V169H179L177 166L179 165V163H182L183 161L185 162V165H186V167H187V172H188V168L193 164L192 162L193 161H190V160H193L194 158V156L193 155H190L189 153ZM4 153V152H3ZM3 153H1L0 155H5L6 154V152L3 154ZM188 154V155H187ZM24 155H26V153L24 152ZM236 155H238L237 156V160H234V157H235V159H236ZM34 156V155H33ZM33 156H30L32 159L34 158ZM184 156H186V157H184ZM192 156V157H191ZM232 158H231V157ZM186 159V160H184V158ZM224 157V158H223ZM6 158V157H5ZM36 158V157H35ZM190 158V159H189ZM224 160H223V159ZM257 158V159H256ZM18 159H20L21 160V158H20V156H16V158H15V160L13 159V158H10L9 159V161L11 160V163L12 164H16L19 160ZM251 159V160H252ZM210 160V159H209ZM231 160V161H230ZM31 161H34V159L33 160H31ZM181 161V162H180ZM211 161V160H210ZM224 161V162H223ZM261 161V162H262ZM178 162V163H177ZM183 162V163H184ZM226 162V163H225ZM228 162V163H227ZM229 162H230V164H229ZM10 163V162H9ZM31 164L32 162H28V164ZM175 163H176V165H175ZM191 163V164H190ZM258 163H260V162H258ZM27 164V165H28ZM229 164V165H228ZM234 165V166H233ZM236 165V166H235ZM238 165V166H237ZM16 166H18L19 168H23V169H33V167L32 166H20V165H16ZM48 168V170H47V168ZM44 167L46 168L45 169V172L43 173V178H45L46 176H47V178L48 177H50V175L48 176V175H46V174H49V171H54V170H52V166L50 165V164H47V165H45ZM196 165H194V167H195ZM177 167V168H176ZM234 167V168H233ZM64 168L65 167H63V169L61 170V171H58V172H55L54 171V178L56 179V181L57 182H59V183H61L62 181H63V178L66 176L65 174H67L68 173V171H66L67 169L65 168V170H64ZM229 168V169H228ZM254 168H255V170L257 171H255L254 172ZM257 168V169H256ZM211 171H210V170ZM208 169V166H207V168H206V170H205V172L203 173V172H199L196 168L194 169V177L192 178V179H190V183L192 184V182H193V187H195L194 185H195V183H194V181L195 182H197V181H199L198 179H200L201 177H203L205 174L207 175L208 173H209V175H208V177H210L211 178V180H210V182L211 183H213L214 181H215V173H214V171H212L213 169H211V168H209ZM177 170V171H176ZM239 170L240 171H242L243 172V169H240L239 168ZM158 171V172H157ZM167 171V172H166ZM60 172V173H59ZM67 172V173H66ZM178 172V173H177ZM225 172L228 174V176H226V174H225ZM46 173V174H45ZM65 173V174H64ZM94 173V172H93ZM158 173V174H157ZM160 173H162L161 175H160ZM167 173V174H168ZM175 173H177L176 175H175ZM214 173V174H213ZM204 174V175H203ZM211 174L213 175V176H211ZM158 175V176H157ZM178 175V176H177ZM203 175V176H202ZM230 175V176H229ZM260 175V176H259ZM61 176V177H60ZM176 176V177H175ZM63 177V178H62ZM198 177V178H197ZM155 178V179H156ZM157 178V179H158ZM181 178V179H180ZM230 178H232L231 180H230ZM261 178V179H260ZM46 179V178H45ZM170 179V180H169ZM194 179V180H193ZM160 180V179H159ZM179 180H180V182H179ZM184 182H183V181ZM238 181V182H237ZM242 181V182H241ZM172 182H174V183H172ZM177 182V183H176ZM188 182V183H189ZM241 182V183H240ZM180 183H183V185H181ZM243 183V184H242ZM230 184H232V185H230ZM237 184V185H236ZM177 185V186H176ZM243 185V186H242ZM128 186V183H124V189H125V191H126V193H127V195H128V199L130 200V201H134V203H136V202H139V200L142 198V197H138L137 196V193L136 192H133L132 191V189H130V188H126ZM236 186V187H235ZM228 187V188H227ZM250 188V187H249ZM167 191H166V190ZM248 189V190H247ZM129 190H130V192H129ZM161 191H159V189L158 190H156V192L158 191V193H156L155 192V190H153L154 192H152V190L150 191L151 193H154V194H156V195H154V196H152V195H148V196H143L144 198H142L140 201H144V202H148L149 200V202H152L151 204H154L156 201H158L159 202V200H160V202H159V205L157 204L158 202H156L155 204H154V206H155V208H159V207H161L162 205H163V203L164 202H166V200L168 199V195L166 196V194L168 193L169 194V192H170V194L169 195H175V193H176V191L175 190H170L169 188H164V189H160ZM184 190V191H183ZM214 190H216V192L214 191ZM254 192H253V191ZM163 191V192H162ZM175 191V192H174ZM200 191H201V193H200ZM211 191V192H210ZM235 191H244L246 194H245V196H243V197H239V198H231L230 197V195L232 194V193H235ZM160 192H162V193H164V194H162V193H160ZM173 192V193H172ZM193 192V193H194ZM205 192V191H204ZM213 192V193H212ZM129 193V194H128ZM160 193V194H159ZM196 193H198L199 194V196H198V194H196ZM230 193V194H229ZM257 193V194H256ZM264 193V192H263ZM136 194V195H135ZM188 195H190L191 193H187ZM252 194V195H251ZM254 194V195H253ZM130 195V196H129ZM164 195H165V197H164ZM187 195V196H188ZM202 195V196H201ZM216 195H218L217 197H216ZM227 195H228V198L229 199H227ZM248 195V196H247ZM249 195H251V196H249ZM132 196V197H131ZM134 196V197H133ZM158 196V197H157ZM210 196L212 197L213 196V198H210ZM215 196V197H214ZM255 196V198H253ZM147 197V198H146ZM154 199H153V198ZM262 197H263V199H262ZM132 198L134 199H137L136 201H135V199L134 200H132ZM244 198H245V200H244ZM139 199V200H138ZM162 199V200H161ZM208 199H209V201H208ZM251 199V200H250ZM256 199V200H255ZM261 199V201H258V200H260ZM156 200V201H155ZM243 200V201H242ZM66 201V203L65 204H67V205H65V207L66 206H68V205H70V203L71 202H69L68 200H65ZM168 201V200H167ZM263 201V202H262ZM154 202V203H153ZM162 205H161V204ZM167 203V202H166ZM259 205V207H258V205ZM259 203H262V204H259ZM99 204L102 206V208H101V206H99ZM175 204V205H176ZM237 204H235V206L237 205ZM237 205L236 207H237V209H241L240 208V205ZM255 204V205H254ZM158 205V206H157ZM188 205V206H187ZM187 207L186 208H191V203H190V199L187 201ZM211 205V206H210ZM253 205V206H252ZM257 205V206H256ZM263 205V206H262ZM151 207H152V205H150ZM150 206H147L148 208L150 207ZM153 206V207H154ZM260 206H262L261 207V210H260ZM257 207V208H256ZM92 208V209H91ZM147 208V209H148ZM256 210H254V209ZM96 209H97V211H96ZM174 211H173V210ZM259 209V210H258ZM263 209V210H262ZM92 210V211H91ZM104 210V208L101 210V211H103ZM177 210V211H176ZM0 213H3V211L0 209ZM18 211H19V213L21 212V211H23V209H19V210H17L16 212L18 213ZM83 213H82V212ZM90 213H88V212ZM94 211H96L95 213H97V215L94 213ZM249 213H248V212ZM257 211H258V213H257ZM263 211V212H262ZM44 212H46L45 210H44ZM175 212H177V213H175ZM254 212V213H253ZM259 212H261V213H259ZM23 213V212H22ZM114 213H116V212H114ZM249 214V216H248V214ZM89 216H88V215ZM93 214H94V216H93ZM99 214V215H98ZM175 214V215H174ZM179 215V216H177V215ZM252 216H251V215ZM253 214H255L256 216H254L253 217ZM258 214H260V215H258ZM25 215V214H24ZM85 215H87V216H85ZM183 215V216H182ZM258 215V216H257ZM29 216V217H28ZM90 216H92V217H90ZM97 216V217H96ZM121 216V215H120ZM172 216V217H171ZM223 216V211H221V212H219V215H218V217H217V219H222L221 217ZM96 217V218H95ZM99 217H102V218H99ZM118 217V216H117ZM157 217H158V219H157ZM174 217V218H173ZM248 217V218H247ZM251 217V218H250ZM253 217V218H252ZM256 217V219L255 220H253L254 218ZM257 217H259V218H257ZM28 218V219H27ZM53 218H56V217H53ZM92 220H90V219ZM93 218V219H92ZM161 218V219H160ZM223 218H224V216H223ZM244 218V219H243ZM246 218H247V220H246ZM5 219V217H2L1 215H0V223L2 224V220H4ZM17 219H18V221L17 222H15V225H16V227L17 226H19L20 224L21 225H23V222L22 221H20L19 220V217H18V215H17ZM26 219V220H25ZM98 219H100L101 221L103 220V221H105V222H100V220H98ZM169 219L171 220V221H169ZM261 219H263V221L261 220ZM33 220V221H32ZM84 220V221H85ZM88 220V221H87ZM90 220V221H89ZM135 221V222H132V221ZM140 220V221H139ZM155 220H157L156 222H155ZM162 222H161V221ZM168 222H166V221ZM182 220V221H181ZM246 220V221H245ZM259 220V221H258ZM30 221V222H29ZM75 221H76V223H75ZM98 221V222H97ZM107 221H109L107 224H108V226L109 225H111V228H112V233L111 234H109V232H106V230L109 228H105V227H107V225L106 224H104V223H106ZM141 221H143V222H141ZM158 221L160 222L159 224H158ZM242 221V222H243ZM252 222V221H254L253 222V224H251V223H248V222ZM255 221H256V223H257V227H256V225H255V228H253L254 226H252V225H254V223H255ZM79 222V223H78ZM142 224H141V223ZM154 222V223H153ZM163 222H165V223H163ZM232 222V223H231ZM3 223H5V225H0L1 227L2 226H4V227H6V228H8L7 227V224H11L10 223V221H8V220H6L5 222H3ZM17 223H19V224H17ZM38 223H40V224H38ZM84 223H86L85 225H86V227L84 226ZM95 223H97V224H99V225H97V224H95ZM134 223V224H133ZM147 223V224H146ZM148 223H150V224H148ZM228 223V224H227ZM255 223V224H256ZM259 223H260V226H259ZM29 224H26L27 226L29 225ZM36 224H38V226L36 225ZM83 224V225H82ZM102 224V225H101ZM104 224V225H103ZM121 224V225H120ZM133 224V225H132ZM135 224H138V226H136ZM147 225V227H149V228H147L146 227V225ZM181 224V225H180ZM226 226H225V225ZM230 224H231V226H230ZM233 224H234V226H233ZM251 225V228H249L248 229V227H250V225ZM82 225V226H81ZM119 225H120V227H119ZM134 225H135V228H134ZM162 225V226H161ZM163 225H164V227H167L166 229H162L163 228ZM170 225V226H169ZM172 225V226H171ZM244 225V226H243ZM247 225H249V226H247ZM33 226V227H34ZM101 226H103V227H101ZM123 226V227H122ZM132 226V227H131ZM177 226V227H176ZM183 226V227H182ZM228 226L230 227V228H228ZM233 226V227H232ZM260 228H259V227ZM0 227V228H1ZM4 227H2L1 229V234H0V241H1V243H3V245H0L1 246V248L4 250V252H6L7 250V247L9 246L8 244H6L5 243V238L7 237V235L5 234L7 231V229L6 228H4ZM29 227V226H28ZM43 227H41V228H43ZM81 227H83L84 229H82ZM161 227V228H160ZM171 227H173V228H171ZM175 227V228H174ZM179 227V228H178ZM215 227V228H214ZM225 227V228H224ZM247 227V228H246ZM102 228L103 229H105V230H102ZM116 228H119L120 230H118V229H116ZM122 228V229H121ZM177 228V229H176ZM217 228V229H216ZM226 228H228V229H226ZM257 228H259V230H257ZM140 229V230H139ZM148 229H149V231H148ZM158 229H159V231H158ZM167 229H169V230H174V233L171 235V236H164L163 238H161L162 236H158L159 234L158 233H160L161 232V234H163V230L164 231H166ZM178 229H180V230H178ZM183 229V230H182ZM225 229V230H224ZM230 229H231V231H230ZM250 229H254V230H257L256 231V233H255V231L254 230H250ZM67 230H71V233H69V234H67L66 236V238L65 239H68V241L66 242V240L65 239H63L66 243H64L63 241H58L59 239H58V237L59 238H61L62 239V235H60V233L61 234H64V233H62V232H67ZM109 230H111L110 228H109ZM135 230V231H134ZM143 230V231H142ZM147 232H146V231ZM184 230H186V232L184 231ZM206 230H207V233H206ZM217 230V231H216ZM222 230H223V232H222ZM229 230V233L227 232V231ZM79 231V232H78ZM105 231V232H104ZM131 231V232H130ZM137 231V232H136ZM181 231H184L185 233L183 234ZM187 231H188V234H187ZM210 231V232H209ZM216 231V232H215ZM2 232L4 233V234H2ZM78 232V233H77ZM81 232V234L83 235H80L79 233ZM104 234V233H106L105 235H103L102 233ZM115 232V233H114ZM135 232V234L134 235H136V236H134L132 233H134ZM140 232V233H139ZM205 232V233H204ZM209 232V233H208ZM218 232V233H217ZM222 232V233H221ZM44 233V232H43ZM72 233H75L76 235V237L74 236V235H71ZM131 233V234H130ZM181 233V234H180ZM217 233V234H216ZM226 233H227V235H226ZM42 234V233H41ZM86 234V235H85ZM146 234V235H145ZM185 234H187V236H183V235H185ZM191 234H192V236H191ZM198 234H200V235H198ZM221 234H222V237H220L221 236ZM224 234V235H223ZM247 234V235H246ZM253 234V237H251V235ZM2 235V236H1ZM73 237H71V236ZM84 235H85V237H84ZM102 235H103V237H102ZM128 235V236H127ZM137 235H141L140 237H141V239L139 238V236H137ZM143 235H144V237H143ZM149 235V236H148ZM204 237H202V236ZM207 235V236H206ZM208 235H209V237H208ZM218 235H220V236H218ZM226 235V236H225ZM4 236V237H3ZM87 236H89L88 238H87ZM148 236V237H147ZM158 236V237H157ZM183 236V237H182ZM201 236V237H200ZM210 236H211V238H210ZM216 236V237H215ZM217 236L219 237V240H218V238H217ZM232 236H234V237H232ZM246 236H248V238L246 237ZM2 237V238H1ZM69 237H70V239H69ZM77 237H78V239H77ZM100 237V238H99ZM127 237H130L129 239L127 238ZM145 237H147V238H145ZM150 237V238H149ZM174 237V238H173ZM186 237H188V238H186ZM200 237V238H199ZM205 237H207V239L206 240H204L205 239ZM230 237V238H229ZM232 237V238H231ZM238 237H241V238H243V240H244V242H243V240H240L241 238H238ZM72 238V239H71ZM77 240H76V239ZM82 238V239H81ZM168 238V239H167ZM213 238V239H212ZM224 238V239H223ZM237 240H236V239ZM56 239H57V241H58V243H56ZM94 239V240H93ZM147 239H150V243L149 242H147ZM184 239V240H183ZM188 241H187V240ZM190 239V240H189ZM202 239V240H201ZM209 239V241L207 242V240ZM212 241H211V240ZM224 240V243H223V241L222 240ZM227 239H230V240H228V242L231 244V245H229L228 244V242L227 241H225V240H227ZM251 239V240H250ZM3 240V241H2ZM71 240H73L72 241V243H70L71 242ZM75 240V241H74ZM89 240V241H88ZM138 240H141L140 242L138 241ZM163 240H165L166 242H167V245L164 247V248H162L161 246H162V242H163ZM198 240V241H197ZM217 240V241H216ZM248 240H250L249 242H248ZM51 241V242H50ZM86 241H88V242H86ZM94 241V242H93ZM206 242V243H204V242ZM220 241H221V243H220ZM52 242H53V244H52ZM86 242V243H85ZM137 242V243H136ZM184 242H186V243H184ZM217 242H219L220 244L218 245V243ZM225 242H226V244H225ZM0 243V244H1ZM74 243V244H73ZM119 243V244H118ZM140 243V244H139ZM146 243V244H145ZM155 243V244H154ZM174 243V244H173ZM184 243V244H183ZM203 243V244H202ZM248 243H250L249 245H248ZM52 244V245H51ZM72 244V245H71ZM83 244V245H82ZM152 244L153 245H155L156 247L153 249L152 248ZM158 244V245H157ZM209 244H211V246L209 245ZM215 244H217V245H215ZM221 244H225L224 246L222 245L221 246ZM51 245V246H50ZM136 245V246H135ZM185 245V246H184ZM203 245V246H202ZM208 245V248L207 247H205V246H207ZM215 245V246H214ZM242 245V246H241ZM248 245V247H246ZM3 246V247H2ZM7 246V247H6ZM50 246V247H49ZM80 246V247H79ZM158 246V247H157ZM182 246V247H181ZM216 246H217V248H216ZM219 246V247H218ZM223 247V248H225V249H223V248H221V247ZM226 246V247H225ZM235 247L234 249H233V247ZM237 246V247H236ZM6 247V248H5ZM18 247V248H17ZM12 246V247H10L11 249H13L14 251H23V248H22V246ZM115 247V250L114 249H111V248H114ZM160 247L162 248V250H160ZM209 247H210V249H209ZM17 248V249H16ZM21 248V249H20ZM141 248V249H140ZM151 248V249H150ZM184 248H182L183 250H179V251H181V252H188V254L187 255H185V257H187L188 255H189V253L190 252H192L190 249H187V250H184ZM200 248V249H201ZM239 249V251H237L238 249ZM79 249H80V251H79ZM108 249H111V250H109V251H107ZM81 250H84V251H81ZM112 250H114V251H112ZM126 250V251H125ZM128 250V251H127ZM143 250V251H142ZM147 250V251H146ZM154 250V251H153ZM19 251V252H20ZM80 252V254H79V252ZM104 251H100V252H104ZM151 252V256L149 257V258H147V259H144L145 258V253L146 252ZM222 251V252H223ZM125 252V253H124ZM157 252H158V254H157ZM71 253H72V255H71ZM124 253V255H122ZM133 253V254H132ZM178 253H180V252H178ZM256 253V254H257ZM76 254V255H75ZM100 254H103V253H100ZM125 254H127V255H125ZM130 254V255H129ZM134 255V256H133ZM260 255V254H259ZM69 256H67V257H69ZM72 256H74V257H72ZM125 256H127L126 258L129 260L128 262H126L125 260H123L124 259V257ZM129 256H131V257H129ZM136 256H138V258L139 259H137V257ZM94 257V258H93ZM132 257H133V259H132ZM189 258L191 257V254L188 256ZM188 257H187V259H188ZM247 257H249L250 258V255H248ZM253 257V256H252ZM1 258H3V256L1 257ZM70 258V257H69ZM91 258V259H90ZM131 258V259H130ZM136 258V259H135ZM178 258V257H177ZM54 259V260H53ZM75 259V260H74ZM121 259V260H120ZM135 259V260H134ZM178 259H180V258H178ZM65 260V261H64ZM64 260L62 261L63 262V264H66V262H67V264H68V262L69 261H67V260H72V259H68L67 258V260H66V257L64 256ZM134 262H133V261ZM181 260V259H180ZM180 260H176V262L178 263V264H180L181 263V261ZM3 260H1V262H2ZM120 261V262H119ZM139 261V262H138ZM1 262H0V264H1ZM43 262V263H42ZM185 262V261H184ZM184 262H182L181 264H184ZM186 262L188 263L189 261L188 260H186ZM247 263L249 262L248 260L246 261ZM263 264H264V260H262L261 261ZM3 264H6L5 263V261H3L2 262ZM186 263V264H187ZM215 264H219L218 262H216Z\"/></svg>","mask_w":264,"mask_h":264},{"label":"flooded vegetation","instance_id":"3","mask_svg":"<svg viewBox=\"0 0 264 264\" xmlns=\"http://www.w3.org/2000/svg\"><path fill=\"white\" fill-rule=\"evenodd\" d=\"M131 23H133V21H131ZM123 28H126V27H123ZM134 28V27H133ZM39 58V59H38ZM37 59V60H36ZM46 59V60H45ZM35 61V62H34ZM40 61V62H39ZM39 62V63H38ZM46 62H48V64L46 63ZM51 62V63H50ZM36 63H38V64H40L41 63V66L42 65H52V63H54L53 62V58H51V60H50V58H48V60H47V58H43V57H36V58H33V64H36ZM49 69L48 68H39V71H48ZM49 108V107H48ZM49 110V109H48ZM253 131H255V130H253ZM234 133V132H233ZM238 153V152H237ZM240 154H242V156H243V152L242 151H239V153H238V155L240 156ZM6 157V155H3V157ZM20 156V155H19ZM242 156H240V157H242ZM245 156H247L246 154L244 155V157ZM21 157V156H20ZM248 158L246 159V157H245V159L241 162V161H237V162H235L234 164H239V165H241V164H243L244 162L245 163H249L248 162ZM23 161V160H22ZM21 161L19 160L17 163H16V165H21ZM245 163L243 164L244 166H245ZM10 164H8V166H9ZM14 165V164H13ZM4 166V167H3ZM5 166L6 165H2V166H0L1 168H0V176L2 175V173L3 174H8V171H9V173L12 175V173L14 172V170H17L19 167H17V166H13V167H15V168H17V169H14L13 167H10L9 166V168H6L5 169ZM7 166V167H8ZM3 168V169H2ZM14 169V170H13ZM33 170V169H32ZM32 170L30 169H23V168H20V169H18L17 171L18 172H16L15 171V173L13 174V176L14 177H17V179H9L10 181L8 182H1L0 184V187L1 186H3V187H5L7 190H6V192H7V195H10V196H12V197H10L9 196V198H11L10 200H9V202H8V204H10V206L12 207H10L9 205V207L8 208H10L9 210L8 209H4L3 207H2V205L0 204V209H3L2 211H3V215H2V217H5V220L4 221H6V219L8 220V221H10V225L9 224H7V227H8V229H7V231L9 230V233H10V236H9V233H8V235H7V232L5 233L6 235H7V238L9 239V237L11 238V241H10V239H9V241H8V239L7 238H5V240H7L5 243L6 244H9L10 242L12 243V241L13 240H15V241H17L19 244V246H23L22 248H23V251H21V252H19V251H14V250H11L10 249V246H11V244H10V246H8L7 247V251L6 252H4V254H3V252H2V255L4 256V260H5V262L7 263V264H27V263H32V262H35V261H40V263H41V260H42V257H43V252H39V250H35V249H28L26 246H25V243H27L28 244V242H29V244H31V243H33V241H34V244H32L33 246L34 245H36L38 242L37 241H39V240H41V239H43L44 238V236L47 234V231H46V229H44V228H36V229H34V227H27V226H22V225H19V226H17L16 227V225H15V222L17 221L15 218L17 217V215H16V213L17 212H15L14 210H17V209H19V207H21V205H20V200L22 199V198H24L25 196V200H26V198H27V195L28 194H33L34 192H36V190H34V192H33V190H31V188H33L32 186H34V187H37L36 185H38L36 182H37V180L41 177H37V175H35L36 177H34L33 175H31L33 172H32ZM6 172V173H5ZM27 174V175H22V174ZM20 175H22L23 176V178L25 177V179H23L22 178V176L20 177ZM29 175H30V177H29ZM19 177V178H18ZM249 179V177L248 178H245V179H243V182H245V183H247L248 181H250V180H248ZM11 180H13V181H11ZM21 180H23V181H21ZM42 180V183L44 182V178L43 177H41L40 178V180H38V182L39 181H41ZM46 180V179H45ZM235 180V175H234V179H233V181ZM21 181V182H20ZM14 182V183H13ZM18 182V183H17ZM24 182H27V183H24ZM57 182V181H56ZM14 184V186H13V184ZM16 183V184H15ZM22 183H23V185H25L24 187H21L22 186ZM20 184V185H19ZM8 185V186H7ZM247 185H249V187H250V189H252V188H254V186L252 187V185H250V184H248L247 183ZM30 186H31V188H30ZM55 186V185H54ZM11 187V188H10ZM14 187V188H13ZM27 187L29 188V190H31V191H29V190H26L27 189ZM25 191V193L23 194V192L24 191H22V189ZM40 188H41V186H40ZM11 189V190H10ZM263 189V187L261 188H259V189H257V193H260V196L259 195H257V198H260L262 195H261V193L263 192H261V190ZM15 190V191H14ZM20 190H21V192H20ZM10 191H12V192H10ZM28 191V192H27ZM8 193H10V194H8ZM37 193H38V191H37ZM37 193H34L33 194V197H36V194ZM40 194V195H39ZM38 195V199H39V201H40V204L42 203H44L45 201H48L49 202V197H50V195H51V197L54 195L53 193H50L49 194V197H47V198H45L44 196L45 195H48L46 192H45V194H44V192L41 190L40 191V193H39ZM43 194V195H42ZM263 194V193H262ZM24 196V197H23ZM29 197V196H28ZM54 198V196L51 198V199H53ZM68 199V198H67ZM15 200V201H14ZM44 200V201H43ZM69 201H70V199H69ZM19 202V203H18ZM249 203H251V201L249 202ZM15 204H17V205H15ZM54 203H52V202H50L49 203V205L51 206H53L54 207V205H53ZM20 205V206H19ZM67 205V204H66ZM18 207L17 209H16V207ZM51 206V207H52ZM15 207V208H14ZM74 207V204L71 202L70 203V205H68V206H66L65 207V205L62 207L63 209H64V211L66 212V214H68L69 216H73V213H72V210L74 209L73 208ZM14 209V210H13ZM21 209V208H20ZM26 209V210H25ZM122 210V207L121 206H118V208H117V212L115 213L116 215H114V214H111V216L112 215H114V216H120V215H122L123 214V212L121 211ZM12 211L15 213V215L14 214H12ZM23 211L25 212H27V208H24L23 209ZM54 211V210H53ZM55 212V211H54ZM6 213V214H5ZM56 213V212H55ZM19 214H21V213H19ZM57 214V213H56ZM23 215V214H22ZM35 216L36 218H35V221L36 222H39V217H38V215H35V212H31V214H30V216ZM26 216H27V214L26 215H24V218H26ZM262 221H263V219H261ZM3 220H2V222H4ZM151 220H149V222H150ZM23 224H25V222H23ZM246 224V223H245ZM41 229V230H40ZM44 232V233H43ZM42 233V234H41ZM12 238H13V240H12ZM31 242V243H30ZM25 246V247H24ZM25 250H26V252H25ZM28 250V251H27ZM56 255V254H55Z\"/></svg>","mask_w":264,"mask_h":264}]
</instances>
